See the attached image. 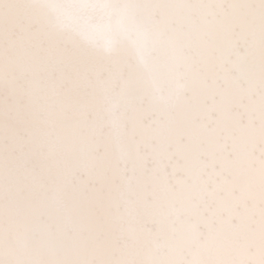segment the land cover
<instances>
[{
    "label": "snow or ice",
    "instance_id": "1",
    "mask_svg": "<svg viewBox=\"0 0 264 264\" xmlns=\"http://www.w3.org/2000/svg\"><path fill=\"white\" fill-rule=\"evenodd\" d=\"M0 264H264V0H0Z\"/></svg>",
    "mask_w": 264,
    "mask_h": 264
}]
</instances>
